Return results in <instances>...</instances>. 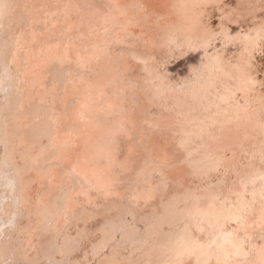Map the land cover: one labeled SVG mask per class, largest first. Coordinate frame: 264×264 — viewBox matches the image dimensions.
I'll list each match as a JSON object with an SVG mask.
<instances>
[{
	"label": "bare ground",
	"instance_id": "bare-ground-1",
	"mask_svg": "<svg viewBox=\"0 0 264 264\" xmlns=\"http://www.w3.org/2000/svg\"><path fill=\"white\" fill-rule=\"evenodd\" d=\"M219 2L0 0V264H264V0Z\"/></svg>",
	"mask_w": 264,
	"mask_h": 264
},
{
	"label": "rangeland",
	"instance_id": "rangeland-1",
	"mask_svg": "<svg viewBox=\"0 0 264 264\" xmlns=\"http://www.w3.org/2000/svg\"><path fill=\"white\" fill-rule=\"evenodd\" d=\"M221 1H223V2H221ZM148 2L151 4V6L153 8L157 7L158 9L159 8L162 9V10L165 9V11L168 12L167 15H169V14L172 15V12L170 11L169 0H148ZM237 2H238V0H220L219 3L223 7L226 8L228 6L229 7L230 6L233 7L234 5L237 4ZM224 3H225L226 6H224ZM258 9L256 11L258 13V15H257L258 18H256V19H258V20L264 19V6H262V8L261 7L258 8ZM218 11H219L218 8H216L215 5H212V6L209 7V10H208V13H207V17H205V21L209 22L212 27H216L218 25V21H219V17H220ZM209 12H210V16H209ZM229 24L232 27L233 26H236V27L238 26V23L233 22V21H230ZM219 42H220L219 40L216 41V43H219ZM216 43H214V44H216ZM216 47H218V46H216ZM108 52L110 53V51H108ZM159 54L162 55V53H157V62H158V60L160 62V65H159V62H158V64H157L158 66L157 67L160 69L161 64H162V67H161L160 70L161 71L163 70L162 72H164V73L166 72L165 73L166 76H169L167 78H170V80L172 81L173 78H175V77H177L179 75H186L187 74L188 65H192V62L194 63V61H192V60H194L197 57L196 54H198V51H194V50H190L189 49V51L186 50V53L185 52H183V54L181 53L182 55L176 54V55H179V56H176V57H174V55L172 54L171 56H173V57L172 58L170 57V59H169V56H170L169 55L167 57V59H169V60H167V61H166V59L163 58V57H166V56H161V55L159 56ZM253 55H254V57H252L251 60H252V64H253L252 65L253 69H254V71H256V73H254V74H255L256 78L258 80H260V85H259L260 88L262 90H264V40H263V46L261 45L258 49H256L255 52L253 53ZM158 58H160V59H158ZM161 59H162V62L160 61ZM163 62L165 64L166 63H168V64L165 65ZM153 108L154 107H150L148 110L153 109ZM88 227H90V225H88Z\"/></svg>",
	"mask_w": 264,
	"mask_h": 264
}]
</instances>
